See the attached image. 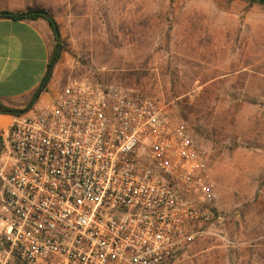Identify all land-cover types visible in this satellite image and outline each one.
I'll list each match as a JSON object with an SVG mask.
<instances>
[{"label":"built area","instance_id":"built-area-1","mask_svg":"<svg viewBox=\"0 0 264 264\" xmlns=\"http://www.w3.org/2000/svg\"><path fill=\"white\" fill-rule=\"evenodd\" d=\"M213 188L156 98L69 79L0 130V264H171L222 223Z\"/></svg>","mask_w":264,"mask_h":264},{"label":"rangeland","instance_id":"rangeland-1","mask_svg":"<svg viewBox=\"0 0 264 264\" xmlns=\"http://www.w3.org/2000/svg\"><path fill=\"white\" fill-rule=\"evenodd\" d=\"M21 1L58 24V89L69 79L138 88L195 136L222 223L171 264H264V49L214 42L234 37L211 33L215 21L233 24L202 17V0Z\"/></svg>","mask_w":264,"mask_h":264},{"label":"crops","instance_id":"crops-1","mask_svg":"<svg viewBox=\"0 0 264 264\" xmlns=\"http://www.w3.org/2000/svg\"><path fill=\"white\" fill-rule=\"evenodd\" d=\"M202 17L225 18L233 25L219 21L213 34L231 33L233 38H214V42H230L235 49H264V5L245 0H202ZM21 0H0V10L25 12L31 10ZM37 9V8H34ZM42 9V8H40ZM44 10V9H42ZM46 11V10H44ZM54 46L50 27L43 19L11 20L0 18V103L13 109L36 110L50 101L60 90L54 81L57 67L45 90L35 94L46 75ZM11 116L0 115V130H6Z\"/></svg>","mask_w":264,"mask_h":264},{"label":"trees","instance_id":"trees-1","mask_svg":"<svg viewBox=\"0 0 264 264\" xmlns=\"http://www.w3.org/2000/svg\"><path fill=\"white\" fill-rule=\"evenodd\" d=\"M245 1L249 2L250 4L256 3V4L264 5V0H245ZM0 18H6L11 20H36L40 18L47 22L48 26L52 31L54 46L50 57V61L47 65L46 75L41 83V86L39 87V89L35 94V97H38L40 93L45 90L47 84L51 80L54 69L58 65V62L61 57V53L63 51V45L61 42L58 24L47 11H44L42 9L28 10L25 12H9V11L0 10ZM29 110L30 108H25L21 110L13 109L10 107H6L0 103V115L17 116L24 114Z\"/></svg>","mask_w":264,"mask_h":264}]
</instances>
